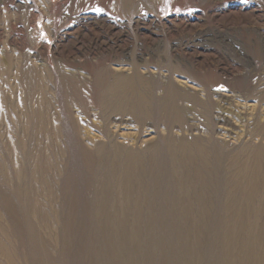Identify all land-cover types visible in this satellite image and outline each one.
<instances>
[{
    "label": "rangeland",
    "instance_id": "obj_1",
    "mask_svg": "<svg viewBox=\"0 0 264 264\" xmlns=\"http://www.w3.org/2000/svg\"><path fill=\"white\" fill-rule=\"evenodd\" d=\"M263 149L264 0H0V264H264Z\"/></svg>",
    "mask_w": 264,
    "mask_h": 264
},
{
    "label": "bare ground",
    "instance_id": "obj_2",
    "mask_svg": "<svg viewBox=\"0 0 264 264\" xmlns=\"http://www.w3.org/2000/svg\"><path fill=\"white\" fill-rule=\"evenodd\" d=\"M1 70H2V69H1ZM5 71H6V70H5ZM5 71H4V72H5ZM5 73H6V72H5ZM123 79H125V78H123ZM61 80H62V79H61ZM41 81H42V80H41ZM41 81H40V82H41ZM62 81H63V80H62ZM122 82H123V81H122ZM128 82H129V81H128ZM42 83H43V82H42ZM119 84H121V83L119 82ZM39 85H40V84H39ZM62 86H63V85H62ZM115 86H116V85H115ZM118 86H119V85H118ZM120 86H121V85H120ZM120 86H119V88L122 87V86H121V87H120ZM130 86H131V85H130ZM40 87H41V86H40ZM116 87H117V86H116ZM117 88H118V87H117ZM122 89H123V88H122ZM65 91H66V89H65ZM114 93H115V92H114ZM73 94H75V93H73ZM108 96H109V95H108ZM66 97H67V96H66ZM117 98H118V97H117ZM117 98H116V99H117ZM142 98H143V97H142ZM142 98L139 99V100H137L136 103L139 104L140 101L142 100ZM107 99H108V98H107ZM107 99H106V100H107ZM108 100H109V99H108ZM135 100H136V99H135ZM109 102H110V101H109ZM128 102L130 103V101H128ZM128 102H127V103H128ZM143 102H144V101H143ZM101 103H102V102H101ZM104 103H105V102H104ZM129 103H128V104H129ZM136 103H135V104H136ZM130 104H131V103H130ZM140 104H142V103H140ZM48 105H49V103H48ZM113 105H114V104H113ZM143 105H144V103H143ZM143 105H142V106H143ZM129 106H132V105H129ZM49 107H50V106H49ZM127 107H128V105H127ZM133 107H134V106H133ZM137 107H138V105H137ZM139 107H140V105H139ZM143 107H144V106H143ZM65 108H66V107H65ZM123 108H124V107H123ZM128 108H129V107H128ZM130 108H131V107H130ZM134 108H135V107H134ZM140 108H141V107H140ZM166 108H167V107H166ZM131 109H132V108H131ZM141 109H142V108H141ZM141 109H140V110H141ZM143 109H145V108H143ZM66 110H67V109H66ZM133 110H134V109H133ZM124 111H125V112H123V115L126 116L125 113H126V112H129V109H128L127 111H126V109H125ZM131 111H132V110H130V112H131ZM134 111H137V112H138V110H136V109H135ZM141 111H142V110H141ZM168 112H169V111H168ZM138 113H140V112H138ZM138 113L135 112L134 114H137V115H138ZM143 113H144V111H143ZM145 113H146V112H145ZM172 113L175 114V111L172 112ZM172 113H171L170 117L173 115ZM59 114H60V113H59ZM76 114H77V113H76ZM105 114H106V113H105ZM128 114H129V113H128ZM130 114H132V116H133V113H130ZM130 114H129V115H130ZM141 114H142V113H141ZM141 114H140V116H142ZM151 114H152V113H151ZM74 115H75V114H74ZM74 115H73V116H74ZM102 115H103V114H102ZM111 115H112V114H111ZM119 115H122V114H119ZM146 115H147V114H145V116H146ZM177 115H178V114H177ZM134 116H135V117H134ZM134 116H133L134 118L137 117L136 115H134ZM175 116H176V114H175ZM175 116H174V117H175ZM180 116H181V115H180ZM54 117H55V116H54ZM100 117H101V116H100ZM121 117H122V116H121ZM143 117H144V116H143ZM143 117H142V118H143ZM147 117H148V116H147ZM147 117H145V118H147ZM151 117H152V116H151ZM172 117H173V116H172ZM174 117H173V118H174ZM258 117H259V116H258ZM258 117H257V118H258ZM36 118H37V117H36ZM70 118H71V117H70ZM160 118H161V117H160ZM167 118H168V117H167ZM176 118H178V116H177ZM179 118L181 119V117H179ZM179 118H178V119H179ZM183 118H184V117H183ZM219 118H220V117H219ZM129 119H130V118H129ZM137 119H138V118H137ZM137 119H136V121L139 122V119H138V120H137ZM140 119H141V118H140ZM143 119H144V118H143ZM143 119H142V120H143ZM157 119H159V118H157ZM168 119H169V118H168ZM170 119H171V118H170ZM178 119H177V120H178ZM35 120H36V119H35ZM124 120H125V119H123L122 121H124ZM161 120H162V118H161ZM171 120H172V121H173V120L175 121L176 119L174 118V119H171ZM177 120H176L175 122H177ZM181 120H182V119H181ZM218 120H219V119H218ZM78 121H79V118H78ZM163 121L166 122V120H164V119H163ZM167 121H168V120H167ZM183 121H185V120H183ZM72 122H73V121H72ZM80 122H81V121H80ZM157 122H158V121H157ZM160 122H161V121H160ZM178 122H179V120H178ZM221 122H222V121H221ZM226 122H227V121H226ZM40 123H41V122H40ZM78 123H79V122H78ZM140 123H141V122H140ZM161 123H162V122H161ZM262 123H263V122H262ZM76 124H77V123H76ZM172 124L174 125L175 123L173 122ZM176 124H177V123H176ZM180 124H182V123H180ZM256 124H257V122H256ZM39 125H40V124H39ZM117 125H118V124H117ZM120 125H121V124H120ZM124 125H125V124H124ZM140 125H141V124H140ZM143 125H144V124H143ZM157 125H158V124H157ZM169 125H170V124H169ZM258 125H259V124H258ZM73 126H74V125H73ZM138 126H139V125H138ZM171 126H172V125H171ZM171 126H170V127H171ZM76 127H77V126H76ZM119 127H120V126H119ZM131 127H132V126H131ZM173 127H175V126H173ZM173 127H171V129H172ZM257 127H258V126H257ZM82 128H83V126H82ZM102 128H104V127H102ZM120 128H121V127H120ZM180 128H181V127H180ZM252 128H253V127H252ZM111 129H112V128H111ZM126 129H127V128H126ZM142 129H143V128H142ZM82 130H83V129H82ZM139 130H140V129H139ZM257 130H258V129H257ZM172 132H173V131H172ZM254 132H255V131H254ZM261 132H262V130H261ZM258 133H259V132H258ZM139 134H140V133H139ZM78 135H79V134H78ZM259 135H260V134H259ZM106 136H107V135H106ZM113 136H114V135H113ZM249 136H250V135H249ZM255 136H256V135H255ZM261 138H262V136H261ZM113 139H115V138H113ZM113 139H112V140H113ZM89 144H90V143H89ZM95 144H96V143H95ZM113 146H115V145H113ZM259 148H261V147H259ZM114 150H115V149H114ZM263 150H264V149H263ZM259 152H260V151H259ZM258 154H259V153H258ZM255 156H256V155H255ZM257 156H258V155H257ZM260 156H261V155H260ZM255 159H258V158H255ZM261 159H262V158H261ZM246 160H247V159H246ZM258 160H259V159H258ZM258 160H257V161H258ZM260 161H261V160H260ZM253 162H254V161H253ZM258 163H259V162H258ZM249 164H250V163H249ZM259 165H260V163H259ZM255 167H256V168H259L260 170H259V169H255L252 173H251V170H248V171H250V175L252 176V177H250V178H253V177L255 178V177H257V176L259 175V173L262 171V170H261V166H259V167H258V166H255ZM253 168H254V167H253ZM237 169H238V168H237ZM245 169H246V168H245ZM245 169H243V170L245 171ZM247 169H250V168L248 167ZM258 170H259V171H258ZM248 171H247V172H248ZM262 172H263V171H262ZM261 175H262V174H261ZM258 177H259V176H258ZM245 179H246V178H245ZM255 180H256V179H255ZM255 180H254V181H255ZM260 180H261V178H260ZM258 182H260V181L258 180ZM261 182H262V181H261ZM244 184H245V183H244ZM247 184H248V183H247ZM259 184H260V183H259ZM248 185H249V184H248ZM242 186H243V185H242ZM250 186H251V184H250ZM243 188H245V187H243ZM249 188H250V187H249ZM261 189H262V188H261ZM242 190H243V189H242ZM249 190H250V189H249ZM245 191H246V190H245ZM245 191H244V192H245ZM252 191H254V190H252ZM249 193H250V191H249ZM250 194H251V193H250ZM253 194H254V193H253Z\"/></svg>",
    "mask_w": 264,
    "mask_h": 264
}]
</instances>
